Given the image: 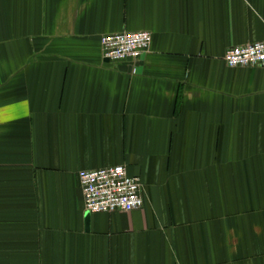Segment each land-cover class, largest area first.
I'll use <instances>...</instances> for the list:
<instances>
[{
  "label": "crops",
  "instance_id": "obj_1",
  "mask_svg": "<svg viewBox=\"0 0 264 264\" xmlns=\"http://www.w3.org/2000/svg\"><path fill=\"white\" fill-rule=\"evenodd\" d=\"M262 39L264 0H0V264H264V66L224 58ZM119 164L144 205L88 227Z\"/></svg>",
  "mask_w": 264,
  "mask_h": 264
},
{
  "label": "built area",
  "instance_id": "obj_2",
  "mask_svg": "<svg viewBox=\"0 0 264 264\" xmlns=\"http://www.w3.org/2000/svg\"><path fill=\"white\" fill-rule=\"evenodd\" d=\"M101 43L110 61H135L150 49L152 34L147 30L110 33L102 36ZM224 58L230 67L264 66V39L232 46ZM79 180L89 213L129 212L144 205L141 178L131 175L124 164L82 170Z\"/></svg>",
  "mask_w": 264,
  "mask_h": 264
},
{
  "label": "water",
  "instance_id": "obj_3",
  "mask_svg": "<svg viewBox=\"0 0 264 264\" xmlns=\"http://www.w3.org/2000/svg\"><path fill=\"white\" fill-rule=\"evenodd\" d=\"M109 61V59H107ZM90 217H91V213L87 212V215H86V221H87V225L89 227V221H90Z\"/></svg>",
  "mask_w": 264,
  "mask_h": 264
}]
</instances>
